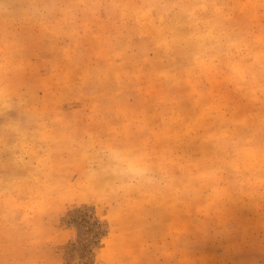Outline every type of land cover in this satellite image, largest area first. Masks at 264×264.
Segmentation results:
<instances>
[{"label": "rangeland", "instance_id": "1", "mask_svg": "<svg viewBox=\"0 0 264 264\" xmlns=\"http://www.w3.org/2000/svg\"><path fill=\"white\" fill-rule=\"evenodd\" d=\"M0 264H264V0H0Z\"/></svg>", "mask_w": 264, "mask_h": 264}]
</instances>
